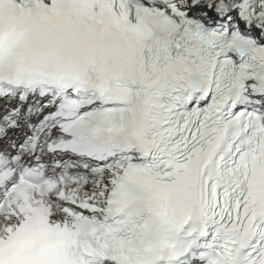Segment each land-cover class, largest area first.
<instances>
[{"label":"snow or ice","instance_id":"snow-or-ice-1","mask_svg":"<svg viewBox=\"0 0 264 264\" xmlns=\"http://www.w3.org/2000/svg\"><path fill=\"white\" fill-rule=\"evenodd\" d=\"M0 264H264V0H0Z\"/></svg>","mask_w":264,"mask_h":264}]
</instances>
